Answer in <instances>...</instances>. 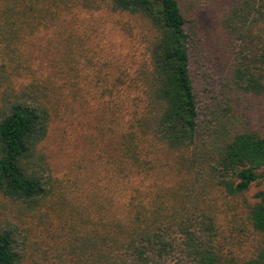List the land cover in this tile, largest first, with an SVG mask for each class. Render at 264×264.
<instances>
[{"label":"trees","instance_id":"16d2710c","mask_svg":"<svg viewBox=\"0 0 264 264\" xmlns=\"http://www.w3.org/2000/svg\"><path fill=\"white\" fill-rule=\"evenodd\" d=\"M256 98L264 0H0V264H264Z\"/></svg>","mask_w":264,"mask_h":264},{"label":"rangeland","instance_id":"374dc122","mask_svg":"<svg viewBox=\"0 0 264 264\" xmlns=\"http://www.w3.org/2000/svg\"><path fill=\"white\" fill-rule=\"evenodd\" d=\"M182 2V0H180ZM206 12L203 13L201 21L199 22L200 29L204 30L208 24ZM247 108L252 111V120L256 126L264 124V101L262 99H251L243 100ZM250 101L251 104H248ZM244 108V109H243ZM243 110L246 113L248 112L246 106L243 104ZM76 127V131L72 136H68L67 139L62 140V136L58 133L57 130H53L50 137L49 146L53 150V156L55 160V172L57 175H62L67 171V167L76 161L78 158L85 157L86 160L90 159V152L87 148L83 146L81 139L79 138V131ZM60 147H64V154L60 153ZM264 188V181L260 186L254 185L251 189V196L254 195L258 189Z\"/></svg>","mask_w":264,"mask_h":264}]
</instances>
